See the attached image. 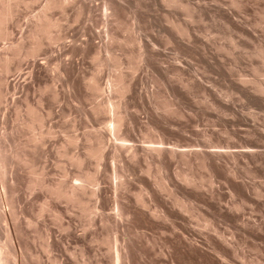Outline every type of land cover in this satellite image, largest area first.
<instances>
[{"label":"rangeland","instance_id":"obj_1","mask_svg":"<svg viewBox=\"0 0 264 264\" xmlns=\"http://www.w3.org/2000/svg\"><path fill=\"white\" fill-rule=\"evenodd\" d=\"M236 1H17L0 38V56L25 46L0 65L10 264H264V0Z\"/></svg>","mask_w":264,"mask_h":264},{"label":"bare ground","instance_id":"obj_2","mask_svg":"<svg viewBox=\"0 0 264 264\" xmlns=\"http://www.w3.org/2000/svg\"><path fill=\"white\" fill-rule=\"evenodd\" d=\"M17 1L18 0H1L0 1V38H5L6 36L5 35H7V30L9 29H7V23H8V21L12 18V14H13V12H14V6H15V4H17ZM56 1L58 2V1H60V2H62L61 0H48V2L46 3V5H45V8L46 9H49V8H51V7H53V6H55L56 5ZM63 2H65V0H63ZM62 2V3H63ZM233 3H235V4H237V1L235 0V2H233ZM239 4V3H238ZM241 5V4H240ZM38 20V19H37ZM10 21H12V19L10 20ZM9 21V22H10ZM55 23H53L49 18L47 19V22H46V24H39V25H37L36 26V28H35V31L33 32V36H35L36 35V33L38 32V31H42V32H44V33H47L48 32V30H49V28L52 26V25H54ZM35 27V26H34ZM41 32V33H42ZM40 33V34H41ZM43 33V34H44ZM9 34H10V32H9ZM30 34V33H29ZM31 36V35H30ZM32 36V37H33ZM31 37V38H32ZM7 38V37H6ZM5 38V39H6ZM10 38V37H9ZM34 39V38H33ZM32 39V40H33ZM37 39V38H36ZM35 39V40H36ZM29 40H30V38H29ZM34 41V40H33ZM37 41V40H36ZM29 44L30 45H32L30 42H29ZM10 46V47H9ZM9 48L6 46V50H10V51H6V53L5 54H3L2 56H0V65H1V67H2V70L3 71H5V72H7L11 67H9L10 65H9V61H10V59H12V57H15L16 55H19V54H21V52L23 51V49H24V42L23 41H17V43L16 44H14V42H13V45H10L9 44ZM38 47L40 48V44H39V41L38 42H36L35 44H33L29 49H27L26 50V52H24L25 53V55L26 56H28V57H35V55H36V52H37V50H38ZM24 55V56H25ZM26 56H25V58H26ZM27 57V58H28ZM18 58V57H17ZM19 61V60H18ZM1 70V71H2ZM1 81V80H0ZM4 81V80H3ZM1 83H2V81L0 82V99L1 100H4L3 98H1V97H3L4 95H3V91H2V89H1ZM5 82H3L2 84H4ZM96 84V87H97V83H95ZM5 85V84H4ZM123 87V86H122ZM3 88V87H2ZM4 88H5V86H4ZM98 89V88H97ZM100 89V88H99ZM99 89H98V91H99ZM102 91V90H101ZM5 98V97H4ZM26 99V98H25ZM1 100H0V102H1ZM28 101V100H27ZM109 103V102H108ZM29 104V103H28ZM28 104H27V108H28V111L27 112H29L32 116H34L35 115V110H34V108H32L31 107V105H29L28 106ZM110 105V104H109ZM27 110V109H26ZM112 110V109H111ZM36 116V115H35ZM117 117V116H116ZM33 119V118H32ZM121 121H122V119H121V117H118L117 118V121H116V125L113 127V129H111L110 131H113V130H116V128H118L120 125H121ZM28 122V121H27ZM26 122V123H27ZM34 122V119L32 120V123ZM33 125V124H32ZM32 125H30V126H32ZM27 126V125H26ZM114 132V131H113ZM36 136V135H35ZM161 142V141H160ZM155 144H157V143H155ZM121 145V144H120ZM103 146H104V139H103V137L101 136L100 138H99V147H98V149H96V150H94V149H92L91 151H90V153H92L93 155H97L98 157L99 156H101V155H103L102 153H101V150L103 151ZM116 147V146H115ZM127 147V146H126ZM163 147V146H162ZM161 146L160 147H157V146H152V147H149V152L151 153L150 155H154L155 157H157L158 159H160L161 157H162V155L164 154V148H162ZM117 148H119V147H117ZM133 150V149H132ZM170 152V154L172 155V156H175L176 154H177V151L176 150H170L169 151ZM117 153V152H116ZM130 153V152H129ZM179 153V152H178ZM184 152H180V154H183ZM170 155V156H171ZM215 155V154H214ZM132 156H135V153H132ZM149 156V155H148ZM148 158V157H147ZM174 158V157H173ZM172 158V159H173ZM149 159V158H148ZM146 160V159H145ZM1 164V163H0ZM162 166H160V168H161ZM149 170V169H148ZM159 171V170H158ZM149 172H151V171H149ZM162 172V171H161ZM178 174V175H177ZM176 175L177 176H179L178 178H180L181 177V179L183 180V181H185L187 184H189V183H193V182H195V181H193V175L191 174V173H189V172H184L182 175H180L179 173H177ZM177 178V179H178ZM95 180H94V182L96 183V178H94ZM162 179H164V178H162ZM77 180L79 181V183H73V188L75 189H80L82 186H83V182H82V180L78 177L77 178ZM161 180V179H160ZM159 180V182H163V181H165V179L162 181H160ZM1 181H3V180H1ZM157 180H155V182H156ZM158 183V182H157ZM156 183V184H157ZM164 183V182H163ZM2 184V183H1ZM3 185H4V183H3ZM2 185V187H4ZM158 185V184H157ZM48 186H49V188H50V191H52L53 190V184H51V185H47L46 186V188L47 189H49L48 188ZM164 186H165V184H164ZM44 187H45V185H44ZM161 187L163 188V185L161 184L160 186L158 185V188L160 189V191L161 190H163V189H161ZM167 187H169V186H167ZM5 188V189H4ZM3 189H4V191H6V187H4ZM166 190V187L164 188V191ZM170 190H172L173 191V189H171L170 188ZM163 191V192H164ZM166 192H167V190H166ZM31 193V192H30ZM53 193V192H52ZM169 194V193H168ZM171 194V193H170ZM52 196V195H51ZM149 196V195H148ZM140 201V200H139ZM144 201V200H143ZM145 203H146V201H145ZM175 204L178 206L177 208H179V209H181L180 211H182V210H188V209H186L185 208V205L179 200V199H175ZM146 206V205H145ZM147 206H149V204H147ZM117 207H118V205H117ZM157 207V206H156ZM155 207V208H156ZM186 207H187V205H186ZM150 208V207H149ZM189 208V207H188ZM116 209V208H115ZM162 209V208H161ZM150 210V209H149ZM155 211L157 210V209H154ZM160 210V209H159ZM163 210V209H162ZM153 211V210H152ZM155 211H153V213H155ZM117 212V211H116ZM119 212V211H118ZM163 212V211H162ZM185 212H187V211H185ZM189 212V211H188ZM152 212H151V214H153ZM119 215H121L120 213H118ZM156 214L157 215H159V213H157L156 212ZM156 214H154V215H156ZM161 214H163V213H161ZM164 216H165V214H163ZM153 216V215H152ZM155 217H157V216H155ZM18 218V217H17ZM118 218V217H117ZM167 218V217H166ZM17 221V220H16ZM29 223V222H28ZM14 229V228H13ZM6 230V229H5ZM15 231V230H14ZM16 232V231H15ZM8 238V237H7ZM123 245V244H122ZM123 247V246H122ZM4 249V248H3ZM121 250V249H120ZM115 261H119V260H123L124 262H126L127 260H128V253H127V251H125L124 249L122 250V252L121 253H119L117 256H116V258L114 259ZM15 263V262H14ZM114 263V262H113ZM0 264H10L9 263V261H8V259L4 256V254H3V251L1 250V247H0Z\"/></svg>","mask_w":264,"mask_h":264}]
</instances>
